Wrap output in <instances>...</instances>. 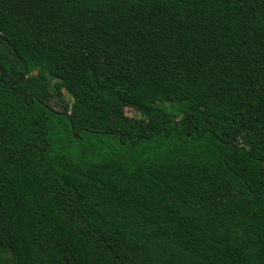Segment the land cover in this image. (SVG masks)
<instances>
[{
    "label": "trees",
    "instance_id": "16d2710c",
    "mask_svg": "<svg viewBox=\"0 0 264 264\" xmlns=\"http://www.w3.org/2000/svg\"><path fill=\"white\" fill-rule=\"evenodd\" d=\"M0 66V264H264V0H0Z\"/></svg>",
    "mask_w": 264,
    "mask_h": 264
},
{
    "label": "rangeland",
    "instance_id": "374dc122",
    "mask_svg": "<svg viewBox=\"0 0 264 264\" xmlns=\"http://www.w3.org/2000/svg\"><path fill=\"white\" fill-rule=\"evenodd\" d=\"M34 74H37L36 72ZM59 80L56 79V78H51V81H50V87L53 88V86L58 83ZM64 97L65 99L67 100V102L69 103V105L72 103V99L71 97L68 95V94H64ZM125 116L128 117V118H132V119H135V118H140V114L136 111H134L133 109H128L126 108L125 111Z\"/></svg>",
    "mask_w": 264,
    "mask_h": 264
},
{
    "label": "water",
    "instance_id": "95a60500",
    "mask_svg": "<svg viewBox=\"0 0 264 264\" xmlns=\"http://www.w3.org/2000/svg\"><path fill=\"white\" fill-rule=\"evenodd\" d=\"M1 69H2V68H1V66H0V70H1ZM75 137L78 138V134H75Z\"/></svg>",
    "mask_w": 264,
    "mask_h": 264
}]
</instances>
